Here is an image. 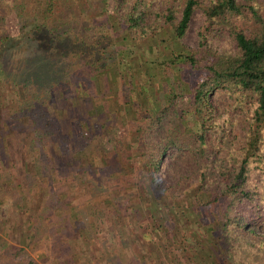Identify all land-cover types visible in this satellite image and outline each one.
Instances as JSON below:
<instances>
[{"label": "trees", "instance_id": "trees-1", "mask_svg": "<svg viewBox=\"0 0 264 264\" xmlns=\"http://www.w3.org/2000/svg\"><path fill=\"white\" fill-rule=\"evenodd\" d=\"M154 2L0 0V181L17 188L24 171L38 189L37 195L21 191L10 203L8 220L0 218V244L9 233L23 242L0 250V264H35L25 246L35 245L46 228L40 229L36 220L30 223L34 199H48L49 192L54 213L61 207V190L54 194L59 181L76 184L89 197L81 213L85 233H94L113 217L114 202L126 213L124 201L137 200L138 189L159 202L149 205L158 206V216L140 220L143 238L154 229L150 222H157L155 232L163 240L177 238L174 228L183 221L192 220L202 230L207 251L189 224L182 227L176 258L185 264L186 253L191 264H264V0ZM196 10L202 20L188 48L183 40ZM10 14L18 24L15 36L6 26ZM162 34L167 38L161 40ZM153 38L168 46L145 62L144 70L152 64L166 85L164 78L173 72L170 85L176 90L169 86L173 94H167L156 86L159 94L150 99L144 96L147 82H136L132 66L120 60L122 48ZM101 78L121 92V85L130 86L121 111H130L141 139L121 144L124 159L115 160L104 147L124 119L121 112L106 111L101 101H94L103 92ZM215 93L218 103L211 101ZM146 132L156 139L144 141ZM170 148L191 160L177 197L158 179ZM126 152L132 162L126 161ZM109 165L129 175L125 186H108L112 190L102 199L100 191L112 177L104 172ZM73 166L80 170L74 173ZM141 195L139 202H147ZM27 212L32 215L28 223ZM5 222H13L12 227ZM58 235L72 259L76 239Z\"/></svg>", "mask_w": 264, "mask_h": 264}, {"label": "rangeland", "instance_id": "rangeland-1", "mask_svg": "<svg viewBox=\"0 0 264 264\" xmlns=\"http://www.w3.org/2000/svg\"><path fill=\"white\" fill-rule=\"evenodd\" d=\"M4 1H11V0H4ZM159 0H156V2ZM156 2H154V6H156ZM202 20L201 15L199 14V11L196 10L193 14L190 28L188 29V33L183 40V43L186 47L191 48L194 43V29L196 26L200 24ZM6 26L10 33V35L15 36L18 34V24L16 18L13 16V14H10L6 17ZM158 36V34L156 35ZM163 37L167 38L165 34H162V37L160 36L161 40ZM157 42V43H156ZM157 44V45H156ZM167 45L168 42H158L149 39H144L143 41H140L138 43H133V45L127 50L126 48H122V62L128 61L131 67V72L135 75V81L141 84H144L147 82V93H144L145 97H148L151 99L152 96L156 97L158 96L157 89H161L162 91L166 92L167 94H173L170 93V87L172 86L175 90V86L170 85L172 82V79H174L173 72L165 77L164 79H168L169 85H166L162 79L158 76V70H155V68L151 65L146 64L145 70H144V64L149 63L153 57H159L158 53L162 51L163 45ZM168 46V45H167ZM130 61V62H129ZM129 66V65H128ZM162 80V83H161ZM171 81V82H170ZM188 81H190V77L188 78ZM140 85V84H139ZM187 86V83H182V91L180 89V92L182 94L181 100H185V87ZM130 86L126 85L125 83L117 88V90L114 89L113 85L110 84V82L106 81L105 78H101V89L103 92L100 93V95L97 93L94 96V101L100 105L103 104L106 107V111H117L121 112V117H123V121L119 122L118 129H115L112 135V140L107 141L104 144V147L107 151L112 152L111 157L115 160L120 159L119 156L123 157L121 154V144L124 146L125 143L133 142V140L141 135L139 130H135V127L137 125H133L134 122H131L129 112L130 111H121V107L123 106V103L125 101L124 93H130L129 91ZM167 88L169 91H167ZM129 91V92H128ZM95 93V92H94ZM104 101V102H103ZM211 101L213 103L220 102L219 95L215 93L211 97ZM185 121V120H184ZM183 121V122H184ZM135 126V127H133ZM239 136L242 134V129H238ZM143 140L147 141L148 138L156 139L155 135L151 132H146V135L143 133ZM141 139V137H140ZM134 140V141H135ZM131 150V151H130ZM129 152L132 153V151H135L134 148H131ZM130 153V154H131ZM111 158V159H112ZM128 158V160H127ZM124 159V157L122 158ZM130 155L126 152V160L129 161ZM14 160L17 161V156L14 155ZM135 164V163H134ZM5 166L6 164H2ZM136 165V164H135ZM110 168V169H109ZM73 172L76 173L79 171V168H76L73 166ZM105 173L111 175V179L108 180V184L104 185V187L100 191V195L102 199L107 198L108 192L111 191L112 188H107L108 186H117V182L121 183V186H125V181H127L125 178L129 175L123 174L122 168H118L117 165H109V167L105 166ZM191 170V160L189 158V155H187L184 152H176L174 149L170 148L167 150L166 154L163 157V160L159 167V173H158V179L160 182L163 183L164 187H169L172 190V195L175 197L178 196L177 191H181V189L184 187L183 183H181L182 178L185 176H188L189 172ZM101 172V170H100ZM16 174V172H15ZM136 176L139 180H142V171L139 169L137 170ZM106 178V176L104 175ZM18 186L17 188L13 187L11 189V185L7 184V182H1L0 181V218L8 220V213L12 212L10 203L12 200L17 197L21 191H29L30 193L38 194L37 193V186L29 183V179H27V174L23 171L20 176L17 177ZM75 181H73L74 183ZM71 186H67L64 181L54 182V194L57 193L59 190L60 194L57 193V198L59 200V203L61 204L60 208H57L54 213H52V210L50 208L51 203L53 202L51 194L48 192L47 197L48 199H34V206H33V212L32 215L34 216L33 219H31L30 214L25 215L26 223L31 219L32 223L34 220H36L35 224L39 225V228L41 227L46 228L44 233H42L40 240L36 242L35 245L32 247H27V253H29L31 259H34L35 264H111L109 262L112 259H117V256L122 255V251H127V245L129 242L126 240V238L132 237L134 234L135 236L140 235V231L138 230L139 224L144 225L142 222H140L141 218H144L143 216L147 217L149 215L154 214L158 216L159 211L154 209L158 206L156 205L154 208L149 209L150 203L158 204L159 202L157 199L151 195L149 191L148 196L142 191L139 194L138 191V198L137 200L132 199L124 201V205L127 206L126 213L123 214L120 213L117 203H113L112 206V214L113 217H110L108 221L104 224H101L100 227L97 228L94 233L90 231V233H85V227L84 220L81 218V213L85 212V204L87 203L88 198L87 195H83V191H81L80 187H77L76 184H70ZM126 188V187H125ZM124 188V189H125ZM69 190V191H66ZM126 191H130L129 188H126ZM7 192V193H6ZM112 193V192H111ZM28 194V195H29ZM127 196H131L130 192L126 193ZM189 196L192 195V193H188ZM142 196L141 199H144L148 197V203H140L139 197ZM40 196H42L40 194ZM122 197V196H121ZM136 201V202H135ZM66 202V205H63V203ZM139 202V204H137ZM70 205V207H69ZM59 210V211H58ZM69 210H72L71 212V218L67 217ZM153 210V211H152ZM123 212V211H122ZM58 213V214H55ZM111 213L109 215H111ZM59 216V218H57ZM179 221H183L182 218ZM7 226L13 225V222L11 223H4ZM155 223H149V228H156L155 230L151 232V235L146 237L148 239L149 237H152L155 241L156 239H159L156 241V248H158L159 258L161 256H165V247L161 246L165 244L167 245V240H163L162 238H157L158 234L155 231L159 232V229L155 227ZM189 224V227L194 230L193 235H197V239L200 241L201 244H203L204 251L208 250V243L206 241V237L202 234V230H200L197 227V224L192 221H186L182 223H178L175 228L174 232H176V237L178 238L180 235L182 236V227L184 225ZM151 225V226H150ZM12 227V226H11ZM71 228V230H70ZM196 230V231H195ZM190 233L191 230H188ZM30 231L28 230L27 234H29ZM58 233H62L65 237L68 239L75 238V246L73 245L72 250L73 253L75 252V256L72 257V259L69 257L70 251H63L65 247H62V241L61 236L58 235ZM65 233V234H64ZM72 233V234H71ZM79 233H81L83 236L79 237ZM180 236V237H181ZM15 236H12L11 233H9L8 236H3V241L0 244V250L6 249L9 246H19L23 245V242L17 241ZM59 237V239H58ZM72 237V238H71ZM103 238V240H101ZM141 238H143L141 236ZM175 238V239H177ZM29 239V238H28ZM66 239V238H64ZM63 240V239H62ZM162 240V241H161ZM61 241V242H59ZM164 243V244H163ZM86 249V251H85ZM202 252V251H201ZM37 254H40L41 259L37 258ZM87 254V255H86ZM158 255V254H157ZM53 258V259H52ZM55 259V260H54ZM188 259V258H187ZM57 260V261H56ZM107 260V261H106ZM189 260V259H188ZM112 264H120V263H112ZM194 264V263H193Z\"/></svg>", "mask_w": 264, "mask_h": 264}, {"label": "crops", "instance_id": "crops-1", "mask_svg": "<svg viewBox=\"0 0 264 264\" xmlns=\"http://www.w3.org/2000/svg\"><path fill=\"white\" fill-rule=\"evenodd\" d=\"M134 148V147H133ZM136 149V148H134ZM128 160V158H127ZM126 160V161H127ZM127 162H132L131 158ZM135 165V164H134ZM126 240L129 242L127 245V251H122V255L117 256V259H112V262L109 263H120V264H185L184 260L180 257L177 259L176 252L179 251V247L182 246V243L180 239H174V240H167V245H165V256H161L159 258L158 248H156V241L159 239H156V241L149 237L141 238V236L134 234L130 238H126ZM172 242V243H171ZM179 245V247H178ZM181 251H184L182 248H180ZM158 254V255H157ZM38 259H41L40 254L36 255ZM186 258H188V263L191 264L192 260L190 258V255L186 253ZM53 259V258H52ZM55 260V259H54ZM57 261V260H56ZM107 261V260H106Z\"/></svg>", "mask_w": 264, "mask_h": 264}]
</instances>
